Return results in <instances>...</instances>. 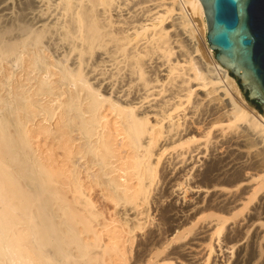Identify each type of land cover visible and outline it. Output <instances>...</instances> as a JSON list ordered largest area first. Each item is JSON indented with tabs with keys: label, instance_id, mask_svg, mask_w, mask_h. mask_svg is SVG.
Here are the masks:
<instances>
[{
	"label": "bare ground",
	"instance_id": "obj_1",
	"mask_svg": "<svg viewBox=\"0 0 264 264\" xmlns=\"http://www.w3.org/2000/svg\"><path fill=\"white\" fill-rule=\"evenodd\" d=\"M206 29L199 0H0V264H194L212 249L227 219L200 221V200L166 206L164 225L144 215L170 150H181L162 180L172 192L182 187L172 174L201 178L198 190L229 186L210 193V207L244 205L258 191L248 184L252 171L264 173V117L236 100L211 50L213 63L201 64L198 48L191 56L171 36L183 43ZM156 52L168 81L178 80L169 83L183 99L175 105L172 90L149 98ZM238 121L240 131L224 132ZM49 137L55 146L44 150ZM226 229L245 232L243 221ZM229 245H217L213 264H264L255 245L235 257Z\"/></svg>",
	"mask_w": 264,
	"mask_h": 264
},
{
	"label": "rangeland",
	"instance_id": "obj_2",
	"mask_svg": "<svg viewBox=\"0 0 264 264\" xmlns=\"http://www.w3.org/2000/svg\"><path fill=\"white\" fill-rule=\"evenodd\" d=\"M199 30L201 31V25L199 26ZM198 30V31H199ZM198 31H196L195 33H194V35L192 36V38H191V40H189L188 39V41L187 42H183L182 43V39H181V36H179V35H177L176 36V34L174 35V33L172 32V34L173 35H171V36H173L172 38H174V39H180V44H182V45H184L185 44V49H188V51H190V47H191V56H194L195 54H196V52H195V49L196 48H198V50H199V53L201 54V56H196V59L198 58V60L200 61L201 60V64H202V61L204 60H206V62H211L210 64H212L213 62L211 61V59L209 60H207V54H208V51L209 50H211V49H209V47H208V44H207V42H206V38H205V35H206V31L204 32V30H203V39H202V37H200L201 35V33H200V31L198 32ZM198 32V33H197ZM200 33V34H199ZM199 34V35H198ZM175 36V37H174ZM189 41H190V43H189ZM193 41V42H192ZM144 41L143 40H141L139 43L141 44H139V48H143V46H144V43H143ZM186 43H187V45H186ZM143 44V45H142ZM191 44V45H190ZM189 45V46H188ZM194 45V46H193ZM130 47V46H129ZM187 47H189V48H187ZM193 51V52H192ZM211 52H212V54L214 55V51H212L211 50ZM159 53L158 52H156V53H154L153 54V56L155 57H153L155 60H157L156 62H158L157 64L156 63H154V65H156L155 67H153V70H154V73H155V75L153 74L152 75V77H149V76H147V74H145V76H146V80H150V79H153V77L155 78V80H150L151 81V83H153V85L155 84V88L154 89H152V90H149V92H150V94H151V96L149 97V98H153L155 101L157 100V102H158V100H159V102H160V99L162 98V99H165V97L166 98H168V96H169V94H167V93H170V91L172 90V89H170L169 90V88H172L173 86H174V88H175V86L177 85V79L175 80V79H173L175 82H176V85H174V81H173V83L171 82V80L170 81H168V79H167V76L166 75H168L167 73L168 72H166L167 70H168V68H167V64H166V62H164V64H162L163 63V61H159V60H161V58H160V55H158ZM157 55V56H156ZM178 57V55H175V59ZM160 58V59H159ZM200 58H202V59H200ZM159 59V60H158ZM179 59H181V58H178L177 60H179ZM175 61V60H174ZM159 62H162L161 64L159 63ZM179 62L180 63H183V61L182 60H179ZM160 64V65H159ZM157 67V68H156ZM156 68V69H155ZM165 68V69H164ZM160 69H161V71H160ZM155 70H157V71H155ZM164 70V71H163ZM134 75V76H133ZM131 77L132 78H136L137 77V75H136V77H135V74H133ZM158 75V76H157ZM158 77V78H157ZM164 77V78H163ZM166 77V78H165ZM178 78V77H177ZM181 80V79H180ZM160 81V82H159ZM162 81V82H161ZM167 83V84H166ZM172 83V87H170V84ZM169 84V85H168ZM237 85V84H236ZM164 86V87H163ZM238 86V85H237ZM160 87V88H159ZM168 87V88H167ZM166 88V89H165ZM239 88V87H238ZM193 89H194V91H196L197 90V92H195V93H199L198 95L200 96V94L202 95V92H204L203 90L204 89H202L201 87H197V86H194L193 87ZM168 90H169V92H168ZM175 89H173L172 91H173V94H175V95H173L172 94V91H171V93L170 94H172V96H174V97H176V98H174L173 97V102L172 103H174V105H175V103L177 104L178 102V100H179V102H180V100H183L182 98L181 99H179V95L178 94H176V92L174 91ZM159 91V92H158ZM166 91V92H165ZM201 92V93H200ZM153 93H155V94H153ZM239 95H238V97H237V99H236V96H235V99L237 100V101H239V103H242V101H246L245 100V98L243 97V95H242V93H241V91H240V89H239ZM168 96H167V95ZM155 95V96H154ZM165 97H164V96ZM177 95V96H176ZM161 96H163V97H161ZM194 95H192V97H191V99H190V102L187 104V103H183V105H182V107L181 108H179L178 110H176V111H174L173 113H172V117H174L173 115H175V117L173 118V120H176V119H178V117H180L181 115H182V113H186L187 111H188V108L189 107H191L192 105H193V103H191V102H194L195 100H196V97L194 96ZM160 97V98H159ZM178 98V99H177ZM243 100H242V99ZM161 99V100H162ZM194 100V101H193ZM176 101V102H175ZM241 101V102H240ZM192 105H191V104ZM247 103V102H246ZM248 105V104H247ZM249 106V105H248ZM251 106H249V109H252V107L250 108ZM184 109H186V111L184 110ZM254 109V108H253ZM252 109V110H253ZM253 111H255L256 113H258L255 109L253 110ZM250 113H252V112H250ZM180 114V116H178ZM171 117V118H172ZM170 118V119H171ZM172 120V119H171ZM169 121V120H168ZM167 122V120L166 121H164V123H166ZM240 121H238V122H236V123H233L230 127H226L225 129H224V132H228V131H240V128L241 127H243V125H244V123H243V125H242V123H239ZM227 123L228 122H221V123H219L221 126L223 125V126H226L227 125ZM233 125H234V127H233ZM238 125V126H237ZM237 126V127H236ZM240 126V127H239ZM238 128V129H237ZM230 129V130H229ZM242 129V128H241ZM41 141L40 142H44V143H46V144H42V143H40V145H44V147L42 148V149H44L45 150V148L46 147H48V146H50L51 148H52V146L54 147L55 145H54V142L51 140V138L49 137V138H47V139H40ZM44 140H46V141H44ZM50 147H48V148H50ZM50 148V149H51ZM47 150V149H46ZM174 151V152H173ZM172 152V153H171ZM179 152H181V150H179V149H177V151L176 150H170V151H167L166 153H164L161 157H160V161H159V164H158V167H157V172H158V177H157V182H156V185H155V189H154V191L152 192L153 194H151L150 195V200H149V205L147 206L148 208H149V211H148V213H145L144 215H146V214H151L150 216L152 217H154V224L155 223H162L161 225H164L163 224V221L165 222V220H163V219H161L162 217L161 216H163L162 215V210H164L165 208H168L169 207V205L172 203V202H177V206L178 205H181V207L182 206H190V204H191V206L193 205V204H195L196 202H198L199 200V202H200V204H202V208H201V210H200V212L197 214V217H202V219L200 220V221H202V222H215V220H218V218L219 219H223V218H225V219H227V222L224 224V227L225 228H223L222 230H221V232H220V234L219 235H214L213 236V238H212V249H205L203 252H202V254H201V256H200V258H198L195 262H193L194 264H205V261H206V264H213L214 262H216V260H217V262L219 263L220 262V260H218V256L220 255L219 254V252H218V246L217 245H222L224 242L226 243H228V244H230L232 247H233V250H232V252H233V257H235V253H236V251L239 249V248H246V253L248 254V252H250V250H252V248H253V246L255 245V251H257V257H258V254L259 255H261V256H259V262H260V260H262L263 258H264V209H262V208H264V206L262 207V204H260V198H261V196H264L263 194H264V173L262 172H260V173H258V171H257V173H253V171L250 173V175H251V177H250V182H249V187L251 186V187H256V189L258 190L257 192H256V194L255 193H253V195H252V197H251V199L249 200V201H247L244 205H236V206H230V205H228V204H221V205H213V206H208V203H206V202H208V200H209V198H212V194L213 193H217L218 191H227L228 189H229V186H227L226 184H224V185H222L223 183L222 182H219L218 184H217V186H216V188L212 191V189H208V190H205V189H200V190H198L197 188H195V187H193L194 185H196V184H199V182L201 181L200 179L201 178H198V177H195V179H194V177H193V180H192V182H190L189 180V182L188 181H185L184 179V177L183 176H178V175H174V174H172V181H174L173 183H182V187H181V189H178V190H174L173 192L170 190V189H172V188H168V186H166L167 184H166V182H164L165 180H164V177H165V175H168V173L169 172H172V170L170 169V168H172L173 167V164H174V161H175V158H176V156H175V154L177 155ZM173 155V156H172ZM175 156V157H174ZM167 158V159H166ZM168 159H169V161H168ZM173 159V160H172ZM162 162V163H161ZM171 162V163H170ZM161 164H163V165H161ZM167 164V165H166ZM162 166V169L160 168V167ZM167 166V168H165V167ZM168 169V170H167ZM169 169H170V171H169ZM167 170V171H166ZM169 171V172H168ZM173 173H175V172H173ZM161 174V175H160ZM249 175V176H250ZM254 175V176H253ZM257 175V176H256ZM175 176H176V178H175ZM181 177V178H180ZM183 177V178H182ZM176 179V180H175ZM200 181H199V180ZM162 180H164V181H162ZM195 180V181H194ZM257 180V181H256ZM159 181V182H158ZM196 183L197 181V183L196 184H194V182ZM222 181V180H221ZM184 182V183H183ZM185 182H188V183H186L185 184ZM221 183V184H220ZM254 183V184H253ZM256 183V184H255ZM262 183V184H261ZM184 185V186H183ZM226 185V186H225ZM255 185V186H254ZM161 186V187H160ZM166 186V187H165ZM165 187V188H164ZM192 187V188H191ZM261 187H263V188H261ZM164 188V189H163ZM169 190H168V189ZM165 189H166V191L167 192H165ZM159 190H160V192H159ZM92 191H94V192H92ZM91 192V196H92V198H93V200L94 201H96L98 204H96L97 206H98V208L102 211V210H104V209H106V207H103L104 206V201L102 202V199H101V191L98 189V187H95L94 188V190H92ZM177 193H176V192ZM202 191H204V192H202ZM100 192V193H99ZM163 192V193H162ZM169 192V193H168ZM172 192V193H171ZM182 192V193H181ZM212 192V194H210ZM260 192V193H259ZM157 193H159L158 195H157ZM166 193V194H165ZM176 194V195H174V194ZM164 195L163 197H162V195ZM168 194H169V196H168ZM170 194H173V196H171ZM261 194V195H260ZM154 195V196H153ZM211 195V196H210ZM258 195V196H257ZM177 196V197H176ZM154 197V198H153ZM168 197V198H167ZM175 197V198H174ZM201 198V199H199V198ZM209 197V198H208ZM177 198V199H176ZM207 198V199H206ZM176 201H175V200ZM157 202H156V201ZM198 200V201H197ZM207 200V201H206ZM100 201H101V203H100ZM150 201H153V202H150ZM156 203H155V202ZM206 201V202H205ZM259 201V202H258ZM180 203H182V204H180ZM100 204H102L103 206H101ZM225 205V206H224ZM166 206H168V207H166ZM176 206V205H175ZM224 208H223V207ZM231 208H230V207ZM204 207V208H203ZM207 207V208H206ZM219 207H221V209L219 210ZM234 207V208H233ZM259 207V208H258ZM102 208V209H101ZM150 208H152V209H150ZM233 208V209H232ZM155 209V210H154ZM208 209V210H207ZM210 209V210H209ZM216 209V210H215ZM225 209V210H224ZM254 209V210H253ZM258 211H257V210ZM161 212H160V211ZM261 210H263V211H261ZM105 211V210H104ZM254 211H255V213H254ZM218 215H217V214ZM257 213V214H256ZM160 214V215H159ZM259 214V215H258ZM144 215H143V217H144ZM221 215V216H220ZM254 215V216H253ZM158 216H160V217H158ZM223 216V217H222ZM253 216V217H252ZM257 216V217H256ZM222 217V218H221ZM250 217V218H249ZM253 218V220H252V218ZM160 219V220H156V219ZM248 218V219H247ZM261 218V219H260ZM144 220V219H143ZM163 220V221H162ZM204 220V221H203ZM231 220H233V221H231ZM250 220V221H249ZM255 220H256V222H255ZM231 221V222H230ZM242 222L243 221V229L245 230V232H241V233H239L240 231L239 230H235L236 231V234H235V231H231V232H229V231H226L227 229L226 228H228V227H230V226H232L233 224H236L237 222ZM246 221V222H245ZM232 223V224H231ZM246 224V225H245ZM189 226V224H187V225H185V226H183V227H188ZM256 227V228H255ZM258 227V228H257ZM260 228V229H259ZM226 229V230H225ZM256 229V230H255ZM255 230V231H254ZM258 230V231H257ZM254 233V234H252V233ZM145 233H143V232H139V233H137V235H139L137 238H140V236H143L142 238H144L145 236ZM231 234H232V237H231ZM238 234V235H237ZM240 234V235H239ZM258 234H259V236H258ZM239 236H241V237H239ZM215 237V238H214ZM220 237V238H219ZM223 237V238H222ZM236 239H234V238ZM238 237V238H237ZM261 237V238H260ZM240 238V239H239ZM250 238H252V239H250ZM258 238V239H257ZM219 239V240H218ZM232 239V240H231ZM249 239V240H248ZM225 240V241H224ZM206 241H208V240H206ZM245 241V242H244ZM254 241V243L255 244H252V242ZM249 242V243H248ZM248 245H247V244ZM243 244H244V246H243ZM250 244V245H249ZM229 245V246H230ZM135 246H136V240H135V243L133 244V246H132V254H131V256H133V254H134V248H135ZM239 246V247H238ZM251 246V247H250ZM249 247H250V249H249ZM235 249V250H234ZM227 254H230V251L229 250H227ZM226 254V253H225ZM215 256V257H214ZM209 257V258H208ZM208 258V260H206ZM216 258V259H215ZM205 259V260H204ZM257 259V258H256ZM131 262H132V260H131ZM201 262V263H200ZM181 263V261H179V263H177V264H180ZM192 264V263H191ZM223 264H226V263H223Z\"/></svg>",
	"mask_w": 264,
	"mask_h": 264
},
{
	"label": "water",
	"instance_id": "obj_3",
	"mask_svg": "<svg viewBox=\"0 0 264 264\" xmlns=\"http://www.w3.org/2000/svg\"><path fill=\"white\" fill-rule=\"evenodd\" d=\"M199 2L214 59L235 80L247 104L264 117V0Z\"/></svg>",
	"mask_w": 264,
	"mask_h": 264
},
{
	"label": "trees",
	"instance_id": "obj_4",
	"mask_svg": "<svg viewBox=\"0 0 264 264\" xmlns=\"http://www.w3.org/2000/svg\"><path fill=\"white\" fill-rule=\"evenodd\" d=\"M258 108V107H257Z\"/></svg>",
	"mask_w": 264,
	"mask_h": 264
}]
</instances>
